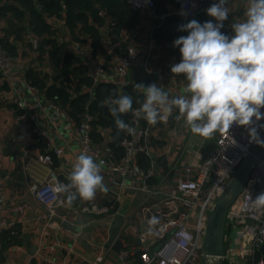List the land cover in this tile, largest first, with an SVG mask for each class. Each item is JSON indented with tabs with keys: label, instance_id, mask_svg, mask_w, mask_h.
<instances>
[{
	"label": "built area",
	"instance_id": "1",
	"mask_svg": "<svg viewBox=\"0 0 264 264\" xmlns=\"http://www.w3.org/2000/svg\"><path fill=\"white\" fill-rule=\"evenodd\" d=\"M173 4L169 16L186 21L196 20L199 15L207 16L206 10L209 8L206 0H174ZM128 5L133 13L142 18L143 24L157 21V27H160L166 20L167 15L158 14L153 0H128ZM207 17L208 21L212 19ZM47 23L52 31H58V26L63 28L66 20L48 18ZM65 29L67 30L66 27ZM99 31L101 43L105 47L103 54L96 53L91 36L79 30L74 33L67 30L68 35L61 37L62 40L59 41L66 53L79 60L75 69H83L84 78L90 82L88 87L79 79L73 80L68 91L71 99L87 94L92 100L96 90L103 85L119 90L125 85H133L135 83L126 82L128 74L142 70L155 77V84L163 87L170 98L178 96L180 80L178 75L174 76L170 72L171 66L176 64L175 60L168 59L164 67L161 65V51L155 43L153 33L149 34L147 40L138 35V41H132L123 54H118L111 44L109 23L100 26ZM123 39L127 41L128 37ZM35 43L38 44L37 37ZM23 52L22 50L21 53ZM37 55L32 53L29 70L52 78L54 73L51 75L53 71L49 55L46 54L43 63ZM15 59L0 42V83L9 87L7 99L18 111V121L24 137H39L40 141L45 142L47 152L39 155L38 161L49 166L53 156L62 158L64 153L56 144L55 138L43 129L40 121H45L56 135H61L57 125L61 120H67L70 122L72 137L77 142L79 155H91L108 176L110 187L117 189L110 193L107 202L109 205L88 200L79 207V213L113 221L120 214V205L126 193L144 197L132 214L125 218L120 232L123 245L120 260L126 262L137 258L140 264H202L208 217L235 171L258 145L250 142L246 127L234 124L229 130L218 132L216 151L209 155L202 166L195 167L178 160L185 147H174L175 138L167 137V143L162 142L163 133L174 131L176 134L178 131L183 119L179 117L178 110L174 109L167 121H158L155 125H149L130 111L127 124L131 131H125L124 138L118 143L122 155L117 159L111 147V131L94 129L89 106L80 116V123L75 122L67 111L53 100H47L43 91L15 71ZM42 102L46 110H43L40 117L28 111L27 105L40 108ZM258 124H264V120ZM259 131L263 138L264 130ZM95 135L103 141L102 145L98 144ZM106 143L110 152L103 149ZM58 182L60 183L59 176L50 172L44 181L35 180L30 186L31 196L52 217L65 205L63 195L52 190ZM261 192H264V156L257 161L240 197L227 214L225 242H229V245L224 249L225 264H264L263 258L257 259V254L264 245V209L252 206V199ZM23 209L24 207H20L18 210ZM153 216L157 217L159 223L149 225L148 221ZM136 230L139 233L134 242L130 240V236Z\"/></svg>",
	"mask_w": 264,
	"mask_h": 264
},
{
	"label": "crops",
	"instance_id": "2",
	"mask_svg": "<svg viewBox=\"0 0 264 264\" xmlns=\"http://www.w3.org/2000/svg\"><path fill=\"white\" fill-rule=\"evenodd\" d=\"M206 1L209 7L216 2V0ZM1 6L0 3V8ZM226 6L229 9V18L224 22L223 29L231 36L233 34L231 24L245 19L244 13L248 6V0H233ZM169 8V10H172L173 5ZM204 19L208 21L206 15L197 17L199 22ZM4 26V23H0V29ZM62 26L63 28L58 26V33L61 34V37H65L68 32L65 29L66 25ZM156 27L155 21L142 23L138 35L147 40L149 34L153 33ZM0 38L6 39L1 35V32ZM35 38L36 36L32 31L28 29L24 31V44L32 45L33 52L38 54V45L35 43ZM8 41L10 44L16 45L17 54L19 55L15 59V71L26 78V74L30 69L29 62L31 58L29 60L21 58L24 53H21V51H26L24 44L19 43L12 36L9 37ZM42 57L45 58L47 55ZM39 61L43 63L42 59H39ZM186 83V80H180L178 83V96L184 94L182 90ZM143 85L148 86L151 84L144 82ZM7 93V91L0 93V233L17 228V236L23 244L22 246L10 248L2 257L0 256V264H101L108 259L119 264H139L140 261L137 258L129 259L126 262L120 260L119 256L123 250V245L122 250L118 252L106 248L112 221L104 217L79 213V207L88 200L77 198L69 204L66 196L72 195L75 189H69L63 195L65 205L56 211L54 217L31 196L30 186L35 183V180L44 181L50 172H54L59 176L60 183L68 184L67 177L79 156V148L72 137L69 121L61 120L58 123L57 126L61 135H56L54 129H50V126L42 120L40 121L41 126L48 131V135L55 138L56 144L63 149L64 153L62 158H55L57 160L55 165H53V160L49 166L40 163L38 156L47 152L45 142L41 141L43 143L42 148V145L39 144V137H24L18 121V111L8 101ZM33 107L31 104L27 105L28 111L39 117L42 115L43 110H46L43 102L40 108ZM161 136L163 144L167 143V137H170L176 139L174 147L183 145L185 151L178 160L183 163H190L195 167L202 166L209 155L216 151L217 147V133L213 134L211 138L195 136L191 133L184 119L179 124L176 134L171 131L163 133ZM171 142L172 140H170ZM176 154L177 151L174 156ZM100 174L104 178L103 183L107 186L108 191L103 193L98 189L93 200L107 205L110 193L117 191V189L110 187L105 171L101 170ZM143 198L142 195L126 193L122 198L119 215L123 216L124 219L129 217ZM20 207H24V209L19 211ZM138 233V230L132 233L130 240L136 242ZM228 245L229 242L226 241L224 249ZM35 251V256L31 257L30 254Z\"/></svg>",
	"mask_w": 264,
	"mask_h": 264
},
{
	"label": "clouds",
	"instance_id": "3",
	"mask_svg": "<svg viewBox=\"0 0 264 264\" xmlns=\"http://www.w3.org/2000/svg\"><path fill=\"white\" fill-rule=\"evenodd\" d=\"M228 2L216 0L206 10L212 20H191L179 26L187 35L173 43L181 59L170 72L186 80L183 95L170 98L157 84H137L144 96L138 109L133 110L132 97L126 94L106 102L118 130L131 131L120 118L129 111L155 125L167 121L175 109L195 136L211 138L235 124L246 127L250 142L264 147L259 131L264 130V124H258L264 120V0H248L245 19L231 24V36L222 31L229 18ZM100 173L101 165L82 153L67 177L69 183L58 182L52 190L64 195L75 189L66 196L69 204L77 198L91 200L98 189L108 191ZM252 206L264 209V192L252 199ZM148 223L159 221L153 216Z\"/></svg>",
	"mask_w": 264,
	"mask_h": 264
},
{
	"label": "trees",
	"instance_id": "4",
	"mask_svg": "<svg viewBox=\"0 0 264 264\" xmlns=\"http://www.w3.org/2000/svg\"><path fill=\"white\" fill-rule=\"evenodd\" d=\"M153 1L156 4L158 14L160 16L167 15L164 23L153 31L155 43L162 54L175 58L179 63L181 59L179 49L174 48L173 43L180 36L187 35L186 32H181L178 29L181 24H186L190 21L169 16V7L174 5V0ZM231 2L233 0H229L228 3ZM0 3L2 4L0 17H5L6 19L11 17V24L14 26H16L17 22L23 23L24 28H22V31L24 32L28 29L37 37L39 59H43L42 56L46 54L50 57V64L54 73L53 77L49 78L48 75L29 70L26 74L27 81L43 91L47 100H53L67 111L69 116L77 123H80V116L84 114L89 106V114L94 119V129L104 128L111 131L113 139L111 147L116 158L121 157L122 150L117 145L124 138L125 131L117 129L114 118L109 112L110 105L106 102L126 94L132 97L133 109L139 108L143 103L144 96L142 90L137 89L136 85L143 83L138 81L133 85H125L120 90L116 87L103 85L96 90L92 100L87 94L71 99L68 91L72 85L73 76L75 78L79 77L78 79L81 83L88 87H90V82L84 78L85 72L83 69H75V66L80 63L79 60L66 53L63 46H57L55 44L56 40L50 38L52 28L48 25L47 20L48 18L66 20L67 30L69 29L72 33L79 30L86 35H90L93 39L96 53L99 52L101 54L104 53L105 47L100 40L99 27L108 22L112 38L111 44L118 54H123L132 41H138L139 27L143 21L139 15L130 10L128 0H0ZM204 22H206L205 19L200 21V23ZM155 23L158 26L159 22L155 21ZM222 31L229 35L225 29H222ZM126 36L128 40L124 41L123 37ZM9 37L6 36V39L0 38V42L10 55L15 58L17 47L10 44L8 41ZM6 91L8 92L7 85L0 83V93ZM129 112L120 116L126 124L129 121ZM94 137L98 144H103V141L99 140L96 135ZM39 144L43 148V143L40 140ZM55 163H57V160L53 156V165ZM16 230L18 229L14 228L0 233L1 257L10 248L22 246L23 242L16 235ZM257 257V259H264V255L261 253H258Z\"/></svg>",
	"mask_w": 264,
	"mask_h": 264
},
{
	"label": "water",
	"instance_id": "5",
	"mask_svg": "<svg viewBox=\"0 0 264 264\" xmlns=\"http://www.w3.org/2000/svg\"><path fill=\"white\" fill-rule=\"evenodd\" d=\"M262 139H264V136ZM103 149L106 152H110L107 143L103 146ZM263 156L264 147L257 145L235 171L231 182L225 189L224 193L219 197L211 211L208 217L206 236L202 248V257L206 263L224 264L225 222L227 214L233 204L240 197L257 161ZM124 220V217L119 215L112 221L109 229V241L106 246L107 249H113L117 252L122 250L120 231ZM260 253L264 255V245L261 247ZM35 254L36 251L30 254V256L34 257Z\"/></svg>",
	"mask_w": 264,
	"mask_h": 264
},
{
	"label": "rangeland",
	"instance_id": "6",
	"mask_svg": "<svg viewBox=\"0 0 264 264\" xmlns=\"http://www.w3.org/2000/svg\"><path fill=\"white\" fill-rule=\"evenodd\" d=\"M0 23H4L5 24V26L0 29L1 35L3 37L12 36V37H14V39L16 41H19V43L24 44V42H23V40H24V32L22 31V28H23V25H24L23 23H21V22L18 23L17 22L16 26H14L13 24H11L12 23L11 17H8L7 19L5 17H0ZM5 27H6V30H5ZM17 27H19V28H17ZM71 35L73 36L72 33H71ZM50 38L51 39L53 38V39L56 40L55 44L57 46L60 45L59 41H61L62 39H61V34L58 33V31H51L50 32ZM24 46L26 48V51H24V53L21 55V58L24 59V60H29L31 58V56H32V53H33L32 46L31 45H27V44H24ZM64 49H65V47H64ZM160 55H161V58H162L161 65H163V67L165 66V62H168V61H166L168 59H174L175 63H178V61L175 58L167 57L165 54H161V53H160ZM38 56H40V55H38ZM18 57H19V55L17 54L15 56V58H18ZM42 61H43V59H42ZM180 76L181 75H178V78H180V80H185L183 75L181 77ZM76 77H78V76H76ZM78 78H75L73 76L72 80H75V79H78ZM136 81H140L143 84H144V82H147V83L152 85V84H155L156 79L153 76L147 75L143 70L140 71V72L131 71L130 74L128 75V77L126 78V82L127 83H134ZM101 264H119V263H114L111 259H108V260L102 262ZM202 264H208V263L203 261Z\"/></svg>",
	"mask_w": 264,
	"mask_h": 264
}]
</instances>
